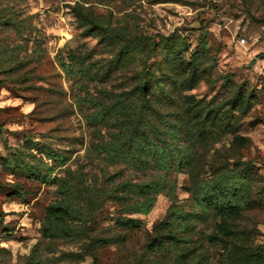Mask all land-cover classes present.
Here are the masks:
<instances>
[{
    "label": "rangeland",
    "instance_id": "obj_1",
    "mask_svg": "<svg viewBox=\"0 0 264 264\" xmlns=\"http://www.w3.org/2000/svg\"><path fill=\"white\" fill-rule=\"evenodd\" d=\"M74 8L103 26H126L129 38L154 40L156 52L146 63L138 49L114 63L122 42L84 34ZM192 61L200 79L184 94L206 110L220 105L234 131L215 130L217 142L199 143L202 148L194 142L207 166L199 179L210 178L212 163L229 168L248 161L261 177L246 183L247 204L232 224L237 235L215 244L208 236L218 218L194 202L186 170L143 171L101 149L113 132L109 120L120 117L105 110L126 97L144 67L155 73L147 109L168 119L181 113L183 69ZM263 74L264 0H0V264H178L183 251L224 264L223 248L232 240L264 246V118L257 90ZM234 93L241 97L235 105ZM159 180L160 191L131 190ZM143 201L151 206L139 213L135 203ZM57 202L71 207V237L42 236L46 208ZM172 212L175 231L187 242L149 251L156 227L173 219ZM121 218L138 223L119 225Z\"/></svg>",
    "mask_w": 264,
    "mask_h": 264
},
{
    "label": "trees",
    "instance_id": "obj_2",
    "mask_svg": "<svg viewBox=\"0 0 264 264\" xmlns=\"http://www.w3.org/2000/svg\"><path fill=\"white\" fill-rule=\"evenodd\" d=\"M73 10L78 23L84 28V34L96 35L95 32H97L100 34V40L108 38L109 43L114 39L122 42L113 60L114 63L128 61L132 58L131 54L137 49L144 55L146 63L150 56L156 52L158 45L154 40L147 44L143 41L144 37H141V39L137 37L129 38L127 37L128 28L126 26L117 28L103 26L98 18L87 15L77 8ZM191 56L194 57V60L197 57L196 53ZM192 62L187 63V65L190 64V67L183 69L184 72L187 70L188 72L180 84L179 105L182 111L176 113V115L174 113L175 117L172 119H168V117L161 114L155 115L154 112L152 113L147 109L150 103L149 95L153 88L152 79L155 77L153 74L155 73H150L149 76V72L144 67L138 74L136 83L127 91L126 97L121 101H116L114 105L105 110V112H114L120 117L109 120L113 132L110 133V140L104 142L101 149L107 152L108 158L111 160L116 158L124 160V162L133 164L143 171L153 170L159 174H166L186 170L190 181L195 185L192 192L194 202L203 212H212L213 216L218 218L213 231L208 236V241L215 244L218 241H224L225 237V241H229L234 234L237 235V231L233 230L232 224L235 223L236 214L241 210L242 205L247 204L245 196L247 195L248 184L246 183L250 179L257 180L261 177L256 171L257 168L254 166L253 161H248L240 167H235L236 165L231 163L229 168L226 165L212 163V166L208 167L211 170L210 178L199 179L200 174L207 173V166L204 167L200 163L202 156L196 152V148L204 147L199 143H206L210 139L214 143L217 142L214 137L215 130H220L223 134H233L234 131L230 128L228 120L223 121V116L226 115L221 113L220 105L214 109L206 110L191 95L184 94V92L192 90L200 79L196 62ZM171 82L170 86L173 89V87H176L173 85H176V82L173 79ZM223 83H225V80ZM160 89V93L166 96V90L161 87ZM253 92L256 93L255 89ZM251 95L254 97L252 93ZM231 99L233 105L241 102L239 93H234ZM189 100H191V103H189ZM136 102L141 105L139 108L137 105L133 107V103L136 104ZM184 105L186 107H183ZM133 111L134 114L132 115ZM189 138L192 140L190 143ZM241 138L236 136L234 140L240 141ZM194 142L198 143L196 148ZM209 152L211 154L216 153L214 149L207 150L206 153ZM195 155H197L196 162L193 159ZM62 185L67 187L66 183ZM162 187V181L159 180L158 183L134 184L131 190L149 193L152 190L160 191ZM255 203L259 204V202ZM249 204H254V201ZM135 206L137 212L145 213L151 205L147 201H143L136 202ZM70 208L68 204L61 202L47 206L44 216L45 225L41 231L43 237L68 238L74 235L67 221L71 216ZM172 216L173 219L162 221L156 227L154 238L147 244L149 251L156 252L164 248L165 245L178 246L182 242H187L175 231L177 217H175V213ZM137 223L138 221L134 219H117V224L123 226H136ZM230 242L231 244L223 248L222 258L224 264H264V246L252 247L248 243L242 245L232 243L233 240ZM198 256L193 252L183 251L175 257H177L178 264H185L188 261L191 264H216L208 258H204L202 263V261H199Z\"/></svg>",
    "mask_w": 264,
    "mask_h": 264
},
{
    "label": "built area",
    "instance_id": "obj_3",
    "mask_svg": "<svg viewBox=\"0 0 264 264\" xmlns=\"http://www.w3.org/2000/svg\"><path fill=\"white\" fill-rule=\"evenodd\" d=\"M257 90L260 92L261 97H262V103H263V118H264V74L262 75V78L260 79L258 85H257Z\"/></svg>",
    "mask_w": 264,
    "mask_h": 264
}]
</instances>
